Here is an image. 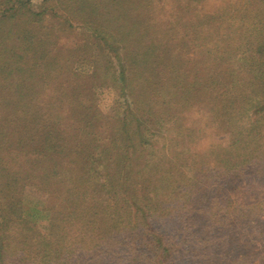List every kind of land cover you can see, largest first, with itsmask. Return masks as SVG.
<instances>
[{
	"label": "rangeland",
	"instance_id": "obj_1",
	"mask_svg": "<svg viewBox=\"0 0 264 264\" xmlns=\"http://www.w3.org/2000/svg\"><path fill=\"white\" fill-rule=\"evenodd\" d=\"M224 1L27 0L15 12L10 23L30 12L22 26H43L44 39L49 28L54 41L43 58L50 65L35 70L42 85L32 93L34 107L1 147L9 162L0 163V254L8 261L23 264L27 257L20 228L35 236L27 242L33 264H43L37 235L60 228L58 207L46 203L55 178L75 170L74 176L101 172L79 190L95 214L89 222L84 216L90 213L77 208L82 220L72 235L79 232L80 239L60 245L74 257L60 260L47 244L44 264H264V36L254 42L240 35L255 34L257 20H239L238 6L232 7L238 0ZM242 1L248 12L264 14L260 0ZM152 45L142 62L139 49L149 53ZM3 46L9 74L6 81L0 76V97L12 94L13 79L31 65V53L15 36ZM183 63L186 85L169 96L176 91L171 73ZM125 119L131 120L127 136L120 125ZM127 138L135 142L124 150ZM74 152L80 154L72 161ZM108 175L133 182L126 194L146 226L136 234L142 239L135 253L134 242L114 244L123 232L112 231L115 242L103 241L105 213L122 205L121 197L114 202L105 190L106 207L90 209L89 196L96 185L107 186ZM156 185L165 191L154 193ZM133 217L132 209L123 221ZM119 226L124 231L125 224Z\"/></svg>",
	"mask_w": 264,
	"mask_h": 264
},
{
	"label": "trees",
	"instance_id": "obj_2",
	"mask_svg": "<svg viewBox=\"0 0 264 264\" xmlns=\"http://www.w3.org/2000/svg\"><path fill=\"white\" fill-rule=\"evenodd\" d=\"M219 2L220 6H223V4L225 3L224 0H217ZM259 3H264V1L260 0ZM28 2L27 0H14V1H5V0H0V76H2V78H4V81L7 80V76L9 74V68H8V62L3 58V54L8 56L9 51L6 50L3 46V43H5L7 40L10 39V36L13 35L16 37L17 41H18V45L20 46V48L22 49V51L25 54L31 53L30 55V59H31V65L26 68V69H20L19 70V74L18 77H15L12 81V84L14 86L13 92L12 94L9 93L7 94L6 97H0V109H1V115H3V117L0 119V152H1V147L2 145L6 144V140H7V136L9 134V129L11 128L12 131H14L15 126H19V124H21L22 121V116H24V114H28V109L31 107H34L31 104L32 101V93L34 92V90L36 88H39L42 83L41 81H38L37 78L38 76L36 75L35 70L41 66V67H48L50 64H47L43 62V58L48 56V48H52L53 46V41L54 38L52 37L51 34V30L48 28H46L45 30L47 31V37L44 39L43 38V30L44 27L40 26V27H35L33 30H28L27 28H24L22 26V23H20L21 21H25L28 22L31 18L32 13L28 12V13H24L22 19H17L15 20L13 23H10L9 21L11 20L12 16L15 14V12L18 13V11L20 12V10H22L23 8L20 6H27ZM258 4V3H257ZM256 4V5H257ZM248 5V2H244L241 0L236 1L235 3L232 4V7L238 6V9L236 10L237 13V18H239V20L241 21H249L250 19H255L257 20L256 25L257 26L255 30V34H253V32L251 34H248L246 32L244 33H240V35H246L248 37L251 38V40H253L254 42H259L260 40H258V38H262L264 36V14L262 13V15L260 13L258 14H253V12H248V10H245L243 8V6ZM135 8V7H134ZM132 8V11L133 9ZM250 9V8H249ZM264 9V8H263ZM127 11V10H126ZM125 11V14L131 15L130 11L128 10L127 12ZM222 7H219L218 9V13H222ZM261 11V10H260ZM256 12V11H255ZM241 15V16H240ZM254 15V16H253ZM136 24V23H135ZM136 26V25H134ZM140 26V24H139ZM125 28V27H124ZM132 27L129 31H133ZM129 31H125V33H129ZM123 32V31H121ZM243 37V36H242ZM53 40V41H52ZM248 42V41H247ZM153 48V45L151 46L149 53H148V49L149 47H141L139 49V55L141 57V61L142 62H146V58L149 56V54L151 53ZM261 53H264V49L261 51ZM154 58V59H153ZM151 59L153 60H157V57L155 58L154 53H152L151 55ZM250 62H248L249 64H251L252 62L255 63V61L253 59H249ZM124 62H126L124 60ZM245 64H247V62H245ZM125 68V67H124ZM175 74L171 73V76L173 77L172 79L174 81H172V88H175L176 91H167L169 96H173L172 94H177L179 91H177L178 87H183L184 85H186L185 83H182L183 78L186 76L185 73L186 69L184 67V63L179 65L178 68V64ZM178 68V69H177ZM180 71V73H179ZM185 74H184V73ZM142 73V71L140 72V74ZM115 77H117L116 74H114ZM124 78V75L121 74V78ZM126 80L124 79V82ZM182 83V84H181ZM177 92V93H176ZM10 101H7V100ZM87 120V118H86ZM127 121H121L120 125H121V129H124V131H122L123 135L127 136V134L129 133V128L128 125L131 124V120L129 121L128 119H125ZM85 121V118H84ZM88 125L91 128H94V125H91V122L87 121ZM129 138V137H128ZM127 138V142L124 141V146L123 149L124 150H128L130 148V146H132L135 142L134 139H128ZM125 139V137H124ZM223 140V138H222ZM8 141V140H7ZM238 141V138L237 140ZM10 145V143H9ZM125 152V151H124ZM80 154V152H74L72 153L70 156H75L74 159L72 161H74L76 158H78V155ZM124 155L122 156V160L125 159V153H123ZM4 153L2 155H0V163L6 162L8 163L9 159H7L6 161H4V157H3ZM118 159H121L120 157ZM11 162V161H10ZM44 168V167H42ZM45 170V169H44ZM145 170H149L148 166L145 167ZM55 172V171H54ZM71 172V171H70ZM46 173V172H45ZM72 173H74V175H76V171H72ZM72 173H70L68 176H66L67 179H65V176H61L58 178H55L54 180V191H52L51 195L49 196V199L46 203V205L51 206L53 204L54 207H58L56 208V218L59 221L60 224V228L58 233H56L55 231H53L51 228L47 229V234L46 236L40 235L38 234V243L36 244V246L40 247V251L41 254L43 255V258H40L44 262H47V257H48V252H52L53 254H55L56 256L58 255L57 258H60V260L64 259L63 255H66L68 260L70 261L74 255H71V257L69 258L67 253H63L62 252V248L61 246H64V244L66 243V240H79V232H75V235H72V230H73V225L75 223H77V220H82V218H77V208L79 209V211L81 213H85V214H89L90 210L88 208H85V202L87 201L85 196H81L79 194V192L81 191L80 187H84L87 185H92L96 179V175L100 174L101 172H95V173H89L88 171L82 173L80 176H74ZM110 180L107 182V186H104L103 189L100 185H96L95 189L96 193L95 197L94 196H89L92 200L90 203V209L94 210L97 209V203L101 208H104L106 206L102 205L105 203L104 198H102V194L105 190L108 191V195H110L112 198H118L121 197L120 199L122 200V205H118L115 204L114 208L116 210H113L112 213H105V217L103 219L104 225L108 228V231L105 235V237L103 238L104 240L107 241H114V233L112 231L115 232H123L121 234L122 236V240L121 241H117L114 244L117 245V247L119 248L120 244L122 242H127V241H131L134 242V245L131 246V249L134 251H139V247L137 245V242H139V240L142 239L141 234L139 235V237H136V234H138V230L139 227H141L142 229L145 228V224L141 225L139 224L140 221L138 222V212H139V207L137 205V202H135L133 200V197L129 196L126 194V191L128 188H131L133 182L130 179V177H127L125 180H120L118 178H115V176L113 175H108L107 176ZM130 184V185H129ZM89 188V186H88ZM154 193H160V192H164V188L159 187V185H156L155 187H153ZM80 190V191H79ZM89 191V189H88ZM125 192V193H123ZM123 193V194H122ZM169 194V193H168ZM165 194L164 196L168 195ZM104 196V194H103ZM114 199L115 200L117 199ZM86 200V201H85ZM144 201H148V200H144ZM88 202V201H87ZM4 203L5 205H8L5 199V202H1ZM118 203V202H117ZM108 207V206H107ZM134 211V217L132 220V223H128L127 221H123L124 219V215L126 212L129 211ZM77 210V211H76ZM157 210V209H156ZM119 211H123L125 212L124 214H121L118 216ZM95 214V212H91L90 215L84 216V219H88L89 222L90 220L93 218V215ZM138 214V216H137ZM118 216V217H117ZM0 218H1V214H0ZM105 218H108V220H105ZM140 218V216H139ZM4 221V219H3ZM119 222L120 224L123 222L125 224L124 227V231L122 229H120L119 226ZM143 222V221H142ZM6 223V222H4ZM93 223V222H92ZM62 227V228H61ZM17 233L18 238L21 239V244H20V251L26 253L27 257L26 258H21L19 263H23V264H33L35 262L34 260V256L36 257V254L34 255L32 253V249L33 246L27 245L28 240L33 241V239L35 238L34 235L28 236L26 233V231L24 229H20ZM88 231V229H87ZM132 231L135 234V236L132 235ZM24 235H22V234ZM36 235V234H35ZM113 236V237H112ZM143 236V235H142ZM19 239V240H20ZM101 241V240H99ZM168 241H170L168 239ZM2 242V244H1ZM6 242V241H5ZM130 242V243H131ZM3 241H1L0 239V250H4V245H3ZM47 244L54 246L55 248L53 250H47ZM59 246V247H56ZM29 247V248H28ZM26 249H28L29 251L27 252ZM82 250V247L79 248V250ZM8 256H3L2 254H0V261L1 262H5V263H9L10 261H8ZM9 264H14V262H10ZM18 264V263H17ZM49 264V263H47Z\"/></svg>",
	"mask_w": 264,
	"mask_h": 264
}]
</instances>
